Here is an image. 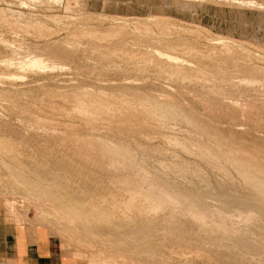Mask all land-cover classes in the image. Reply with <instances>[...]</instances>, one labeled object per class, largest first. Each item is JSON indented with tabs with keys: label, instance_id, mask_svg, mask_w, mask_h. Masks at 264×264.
Segmentation results:
<instances>
[{
	"label": "bare ground",
	"instance_id": "bare-ground-1",
	"mask_svg": "<svg viewBox=\"0 0 264 264\" xmlns=\"http://www.w3.org/2000/svg\"><path fill=\"white\" fill-rule=\"evenodd\" d=\"M31 1L0 5V30L35 40L0 35V185L35 188L77 264H264V46Z\"/></svg>",
	"mask_w": 264,
	"mask_h": 264
},
{
	"label": "rangeland",
	"instance_id": "rangeland-1",
	"mask_svg": "<svg viewBox=\"0 0 264 264\" xmlns=\"http://www.w3.org/2000/svg\"><path fill=\"white\" fill-rule=\"evenodd\" d=\"M15 1H18V0H11V3H9V2L7 3L6 0L5 1L3 0V2L2 1L0 2V5L3 4V5H1L2 7L12 6L11 7L12 9H17V7H19V6H18L17 2L15 3ZM203 1H204V3H203ZM206 1L207 0H199V1L197 0V1H195V3L193 2L191 4H188L186 1L184 2V1H179V0L178 1H176V0L175 1L174 0H89V2H88L89 6L88 7H89L90 11H94L97 13L105 12L108 15L130 16V17H141V16L151 14L152 12H154V14L162 13L163 18L170 19V20H172V22H174V24H176V28L178 27V25H179L178 28H180L182 26L188 27V31L191 33H192V31L195 32L193 29H196V28L200 29L201 28V32L203 33V31H204V33H203L204 36L207 35V39L205 41L204 38L203 39L199 38L200 39L199 40L198 38H195L193 36V34L189 35L188 33H186V34H184V36L182 38V39H184V41L187 39L186 42H189V41L192 42L195 40V41H197V43H200V44H207L210 41L211 42H220V43L222 41L223 43L224 42L231 43L232 41H228V40H231V38L233 37L234 40H237V39L239 41L241 40L240 42H242L244 40V41H249V42H253V43L259 44L261 46H264V11H262V10H264V7L261 8L262 10L257 8L259 11L254 7H250V8L243 7L245 9L242 8L243 9L242 10L241 7H234V6H230V5L228 6L227 4L224 5V7H223V5H222L223 3H219V5H218V2H216L218 0H215V2L208 0V2L205 3ZM250 1H254V0H250ZM260 1L261 0H256L255 3L259 4V3H261ZM27 2H24V4L26 3L25 4L26 6H24V7L25 8L28 7V9H30L31 6L33 7V4L36 2V0H32L31 5L30 4L28 5V3H30V2H28V3ZM13 3L16 5H14ZM8 4H11V5H8ZM101 4L103 5V7ZM238 8H240V9H238ZM247 8L250 10H248ZM164 15H165V17H164ZM205 29H207V30H205ZM0 32H1L0 35L2 34V36H5L8 39L12 38V36H13V37H18L17 39L19 41L21 39V41H24L25 43L35 44L34 39H31V38L27 39L28 37L20 34V32L19 33L15 32L16 34L15 33L13 34L12 32L11 33L10 32L5 33V31L2 28H1ZM191 35L193 37H191ZM23 36H25V37H23ZM220 36H222V37H220ZM223 37H225L226 39ZM216 38H219V39H216ZM248 45H249V47H248ZM27 47H28V45H26V48ZM251 47H252V49H251ZM253 48L256 49L253 45H250V44H245V45H238V44L236 45L235 44V49L240 50V51H242V50L248 51V52L251 51L252 54L254 52ZM0 103L2 104V101ZM11 103L13 104L12 101H11ZM4 104H2V105L4 106ZM2 105H0V106L2 107ZM7 170L8 169H6V168L0 167V173L2 172L1 174L7 173ZM8 171H10V170H8ZM17 185H19V187ZM21 185L22 184H20V183L10 185V187L7 185H3V184L0 185V186H2V187H0V190H1L0 191V218L3 219L6 223L14 225L15 223L11 220V218L9 216H13L16 214V212L18 213L19 211L23 210L22 211L23 215L21 218H22V220L24 219L23 222H25V224L22 227L29 228V229L33 228L32 227V222H33V224L35 226V233H36L39 241L42 243H45L48 239H50L51 242L53 243V245H55L56 249L59 252V256L62 260V264H70L71 260L69 257L70 256L69 252H73L75 254H78V253L73 251L72 248H70V250H67L66 248H64V246L62 244L61 237H59L60 235L59 236L57 234L53 235V233H50L46 230H42L35 224V218H36L35 216H37V214H38L37 213V211H38L37 207L35 206V199H33L35 197V190H34L35 188L33 187L32 189L31 188L28 189L30 186L28 187L27 185H24V184L22 186ZM10 188H11V190H10ZM24 188H25V190H24ZM22 191H26V192L28 191V192L24 193ZM6 194H8V195L6 196ZM8 197H10V198H8ZM11 197L14 200L11 199ZM15 198H18V199H16L17 201L15 200ZM23 198H26V199H23ZM30 198H31V200H29ZM18 200H20L21 202L26 200L25 202H27V203L23 204V206H22V204ZM15 203H17L18 205ZM13 204H15L14 207L12 206L14 208L13 211L6 210L7 208H11V205H13ZM44 204L48 205V203H44ZM17 207H19L20 209H18ZM6 216H8V217H6ZM81 259L83 261H86V255L81 254Z\"/></svg>",
	"mask_w": 264,
	"mask_h": 264
},
{
	"label": "crops",
	"instance_id": "crops-1",
	"mask_svg": "<svg viewBox=\"0 0 264 264\" xmlns=\"http://www.w3.org/2000/svg\"><path fill=\"white\" fill-rule=\"evenodd\" d=\"M15 215L9 216L14 225L0 218V264H62L59 252L51 240L40 242L33 222V228H24L22 226L25 222ZM70 260V264H77L72 257Z\"/></svg>",
	"mask_w": 264,
	"mask_h": 264
}]
</instances>
